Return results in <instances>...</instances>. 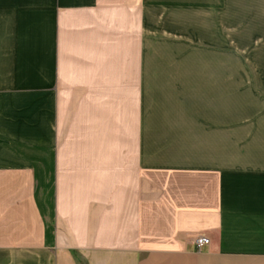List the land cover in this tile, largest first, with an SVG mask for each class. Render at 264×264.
Listing matches in <instances>:
<instances>
[{"label":"crops","instance_id":"1","mask_svg":"<svg viewBox=\"0 0 264 264\" xmlns=\"http://www.w3.org/2000/svg\"><path fill=\"white\" fill-rule=\"evenodd\" d=\"M0 264H264V0H0Z\"/></svg>","mask_w":264,"mask_h":264},{"label":"built area","instance_id":"2","mask_svg":"<svg viewBox=\"0 0 264 264\" xmlns=\"http://www.w3.org/2000/svg\"><path fill=\"white\" fill-rule=\"evenodd\" d=\"M196 250H201L203 247L209 244V238L205 235H197L192 241Z\"/></svg>","mask_w":264,"mask_h":264},{"label":"rangeland","instance_id":"3","mask_svg":"<svg viewBox=\"0 0 264 264\" xmlns=\"http://www.w3.org/2000/svg\"><path fill=\"white\" fill-rule=\"evenodd\" d=\"M241 66H240V58L235 57V72H240Z\"/></svg>","mask_w":264,"mask_h":264}]
</instances>
